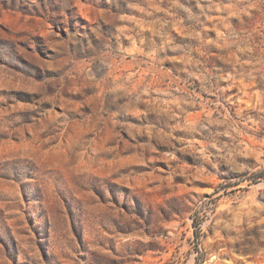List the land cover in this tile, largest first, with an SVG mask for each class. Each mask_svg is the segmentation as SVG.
I'll use <instances>...</instances> for the list:
<instances>
[{
  "label": "rangeland",
  "instance_id": "obj_1",
  "mask_svg": "<svg viewBox=\"0 0 264 264\" xmlns=\"http://www.w3.org/2000/svg\"><path fill=\"white\" fill-rule=\"evenodd\" d=\"M0 264H264V0H0Z\"/></svg>",
  "mask_w": 264,
  "mask_h": 264
}]
</instances>
